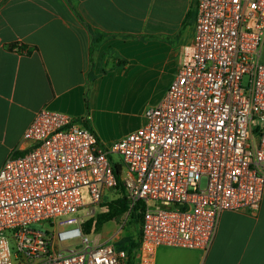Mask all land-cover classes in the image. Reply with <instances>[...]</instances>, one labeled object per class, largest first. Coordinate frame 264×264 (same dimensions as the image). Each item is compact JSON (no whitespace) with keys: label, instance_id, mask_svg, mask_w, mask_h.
<instances>
[{"label":"built area","instance_id":"2783aa9c","mask_svg":"<svg viewBox=\"0 0 264 264\" xmlns=\"http://www.w3.org/2000/svg\"><path fill=\"white\" fill-rule=\"evenodd\" d=\"M262 45L264 0H197L193 41L142 126L105 146L82 120L35 112L0 167V264H126L120 235L138 216L132 264H155L160 247L206 252L223 213L256 216ZM119 199V227L91 239L86 212Z\"/></svg>","mask_w":264,"mask_h":264},{"label":"crops","instance_id":"0c3cea01","mask_svg":"<svg viewBox=\"0 0 264 264\" xmlns=\"http://www.w3.org/2000/svg\"><path fill=\"white\" fill-rule=\"evenodd\" d=\"M193 2L0 0V167L43 108L82 120L105 145L93 126L96 100H120L127 85L156 73L157 61L173 79L193 41ZM219 221L206 252L160 247L155 264H264V200L256 216L223 213Z\"/></svg>","mask_w":264,"mask_h":264},{"label":"rangeland","instance_id":"374dc122","mask_svg":"<svg viewBox=\"0 0 264 264\" xmlns=\"http://www.w3.org/2000/svg\"><path fill=\"white\" fill-rule=\"evenodd\" d=\"M178 60L179 58L176 57L175 62L178 63ZM261 63H264V47H262ZM170 71L171 70L165 67L162 62L157 61L156 73L153 71L144 73L136 82L127 85L120 100H96L92 113L93 126L101 135V139L106 143L105 146L110 145L108 144V138L124 136L126 133L140 126L139 124L143 121L141 115L144 110L159 103L169 85L174 80L176 73L172 79ZM3 158L4 155L0 151V163ZM114 160L121 161V157L115 156ZM110 197L111 195H107L104 199L108 200ZM100 212H102V209L96 208L95 215L91 217L90 214L86 212L85 218L89 221ZM121 219L122 217L107 222L98 232L92 231L90 233V238L94 239L97 236L101 241L108 239L119 227ZM220 222L221 221L218 223L217 230ZM231 225L232 221L223 224L225 228H229ZM137 238L138 231L136 226L133 222H128L120 235L119 244L127 245L131 240L135 241Z\"/></svg>","mask_w":264,"mask_h":264},{"label":"trees","instance_id":"16d2710c","mask_svg":"<svg viewBox=\"0 0 264 264\" xmlns=\"http://www.w3.org/2000/svg\"><path fill=\"white\" fill-rule=\"evenodd\" d=\"M194 7H196V1L195 0L193 2L191 9L193 10ZM191 14H192V12L190 10L188 12V18L191 16ZM89 34H90V37L92 39V42L93 41L97 42L99 40V38H97V36H95V34L90 30H89ZM143 37L148 38V36H143ZM105 206L107 207V210L97 214L93 219H91L85 223L84 228H85L86 233H89L91 231V229H93V231L98 232L104 224H106L107 222L121 218L126 211V203H125L124 199H119L117 201H113L109 204H105ZM131 220L135 223V222H137V220H139V216L137 218L132 217ZM138 240H139V237L135 241L131 240L129 242V244H127V245H120L119 244V248L124 249L126 251L127 264H132L131 262H133L134 252H135V250L138 246V242H139Z\"/></svg>","mask_w":264,"mask_h":264}]
</instances>
